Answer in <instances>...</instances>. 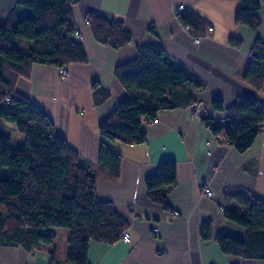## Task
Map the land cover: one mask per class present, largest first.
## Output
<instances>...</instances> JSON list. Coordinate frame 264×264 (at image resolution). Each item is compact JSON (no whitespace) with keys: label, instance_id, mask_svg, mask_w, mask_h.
I'll use <instances>...</instances> for the list:
<instances>
[{"label":"crops","instance_id":"1","mask_svg":"<svg viewBox=\"0 0 264 264\" xmlns=\"http://www.w3.org/2000/svg\"><path fill=\"white\" fill-rule=\"evenodd\" d=\"M16 1L0 0V24ZM259 3L261 25L252 30L235 24L240 0H76L73 16L88 62L67 66L65 76L59 68L35 64L28 80H18L17 90L49 116L57 133L98 173V198L111 201L128 222L130 241H92L90 264H264V259L224 253L216 241L221 234L243 241L247 237L246 228L227 220L221 206L240 209L236 194L243 193L264 200V124L250 150L239 153L201 121L202 117L225 118L224 111L213 110L215 99L223 100L226 107L239 97L264 104V89L254 91L241 81L239 72L257 38L264 40V0ZM179 4L207 19L213 28L199 43L175 15ZM89 12L123 21L132 41L121 49L98 43L87 22ZM151 26L155 33L150 32ZM232 37L241 42L234 46ZM149 45L162 47L177 67L204 83L196 95L200 110L197 114L189 107L161 110L155 122L143 124L145 143L109 142L123 157L119 177L110 178L99 166V123L128 96L116 78L117 67L134 60L138 50ZM93 82L110 93L100 105L94 101ZM0 128L12 131V147L24 145V137L12 125L0 122ZM166 161L177 165L175 183L157 190L165 195L167 207L149 196L146 184ZM205 223L210 224L207 240L202 237ZM55 231L54 242L40 248L0 244V264H50L51 250H56L54 264H67L70 232Z\"/></svg>","mask_w":264,"mask_h":264},{"label":"trees","instance_id":"2","mask_svg":"<svg viewBox=\"0 0 264 264\" xmlns=\"http://www.w3.org/2000/svg\"><path fill=\"white\" fill-rule=\"evenodd\" d=\"M76 0H17L0 24V122L22 134L24 145L12 147L13 133L0 128V244L26 249L50 245L56 229L69 230L67 264H90L92 241L113 244L129 228L111 201L97 196L98 173L82 163L81 156L56 131L49 116L17 90L20 79L28 80L35 64L59 69L85 64L88 55L77 30L72 6ZM259 0H240L235 24L258 30ZM183 26L206 36L207 19L193 10L178 13ZM96 41L121 49L132 41L123 21H110L94 12L87 14ZM150 32L155 33L154 27ZM237 46L241 40L230 39ZM251 59L240 66V79L254 91L264 89V40L258 37ZM116 78L127 91V98L99 123L101 136L99 166L110 178H118L122 155L109 142L128 145L147 141L143 124L156 121L159 111L188 108L198 102L202 81L177 67L158 45L141 47L137 57L116 69ZM96 105L107 101L109 91L92 83ZM255 98L239 97L226 107L223 100L212 101L214 111L225 112L224 119L202 117L201 121L217 138L223 137L239 153L250 150L264 124V107ZM177 165L162 162L155 176L146 181L149 196L167 207L165 195L157 190L174 184ZM240 209L221 208L227 220L247 230L246 239L219 235L217 244L224 253L242 258L264 259V200L236 194ZM209 223L202 237L209 239ZM50 264L56 261L51 250Z\"/></svg>","mask_w":264,"mask_h":264},{"label":"built area","instance_id":"3","mask_svg":"<svg viewBox=\"0 0 264 264\" xmlns=\"http://www.w3.org/2000/svg\"><path fill=\"white\" fill-rule=\"evenodd\" d=\"M186 10H187V7H186V5H184V4H179V5H176V6L174 7L175 15H178V13L184 12V11H186ZM184 30H185V32H186L188 35H190V36L194 39V41H195L196 43H199V42L201 41V39L203 38V36H197V35H194V34L192 33V29H191L190 26H184ZM212 30H213V28H212L211 26H209L207 31H208V32H212ZM75 37H76L77 39H80V40H81V38H82V36L80 35V32H79L78 29L75 31ZM251 56H252V54L249 55L248 60L251 59ZM248 60H247V61H248ZM60 74L63 75V76H65V75L67 74V69H66V68L60 69ZM259 107H260V108H261V107H264V104H263L262 102L259 103ZM189 109H190L193 113H196V114H197V113L199 112V110H200V103H199V102H193V103H191V105L189 106ZM262 128H263V126H262ZM261 130H262V129H261ZM205 193H206L208 196H212V191H211L209 188H206V189H205ZM153 231H154V233H155L156 235H159V228H158V227H155V228L153 229ZM122 240H123L124 242H129V241H130V233H129L128 231H125V232H124L123 237H122Z\"/></svg>","mask_w":264,"mask_h":264},{"label":"rangeland","instance_id":"4","mask_svg":"<svg viewBox=\"0 0 264 264\" xmlns=\"http://www.w3.org/2000/svg\"><path fill=\"white\" fill-rule=\"evenodd\" d=\"M87 22H88V24L90 25V22H89L88 20H87ZM90 26H91V25H90ZM80 35H81V34H80ZM81 36H82V35H81ZM19 135L23 136V135L20 134V133H19ZM82 163H83V162H82ZM87 165H88V164H87ZM85 166H86V165H85ZM92 167H93V166H92ZM92 167L89 165V168H90L91 170H93Z\"/></svg>","mask_w":264,"mask_h":264}]
</instances>
